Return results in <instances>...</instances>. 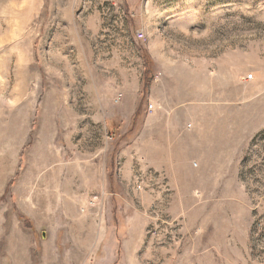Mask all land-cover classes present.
I'll use <instances>...</instances> for the list:
<instances>
[{
  "label": "rangeland",
  "instance_id": "obj_1",
  "mask_svg": "<svg viewBox=\"0 0 264 264\" xmlns=\"http://www.w3.org/2000/svg\"><path fill=\"white\" fill-rule=\"evenodd\" d=\"M0 264H264V0H0Z\"/></svg>",
  "mask_w": 264,
  "mask_h": 264
},
{
  "label": "crops",
  "instance_id": "obj_2",
  "mask_svg": "<svg viewBox=\"0 0 264 264\" xmlns=\"http://www.w3.org/2000/svg\"><path fill=\"white\" fill-rule=\"evenodd\" d=\"M137 107H139V103L137 104L135 110L137 109ZM104 122H105V120H104ZM183 143L185 145V140L183 141L182 137H181V140H179L178 143H177V147L180 148L181 146H183ZM193 145H195V143H193ZM187 165L189 166V162L188 161H187ZM171 168L173 169L172 165H171ZM184 168H185V163H183L181 166H180V164H178L177 167H176V170H182Z\"/></svg>",
  "mask_w": 264,
  "mask_h": 264
},
{
  "label": "built area",
  "instance_id": "obj_3",
  "mask_svg": "<svg viewBox=\"0 0 264 264\" xmlns=\"http://www.w3.org/2000/svg\"><path fill=\"white\" fill-rule=\"evenodd\" d=\"M135 36L137 39H140V32H136ZM251 80H253V74H248L247 76H245L246 82L251 81ZM152 108H153V106L149 105V109L151 110Z\"/></svg>",
  "mask_w": 264,
  "mask_h": 264
},
{
  "label": "bare ground",
  "instance_id": "obj_4",
  "mask_svg": "<svg viewBox=\"0 0 264 264\" xmlns=\"http://www.w3.org/2000/svg\"><path fill=\"white\" fill-rule=\"evenodd\" d=\"M143 36H142V34L140 33V39L142 38Z\"/></svg>",
  "mask_w": 264,
  "mask_h": 264
}]
</instances>
